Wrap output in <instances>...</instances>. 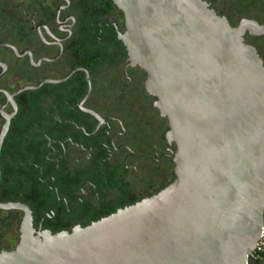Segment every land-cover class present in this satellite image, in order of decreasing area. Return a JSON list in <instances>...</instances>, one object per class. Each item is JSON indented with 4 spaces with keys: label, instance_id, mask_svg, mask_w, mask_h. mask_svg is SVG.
Wrapping results in <instances>:
<instances>
[{
    "label": "water",
    "instance_id": "obj_1",
    "mask_svg": "<svg viewBox=\"0 0 264 264\" xmlns=\"http://www.w3.org/2000/svg\"><path fill=\"white\" fill-rule=\"evenodd\" d=\"M111 2L123 17L117 39L127 65L144 73L175 145L174 179L56 233L34 228L28 206L0 202V211L21 214L0 264H248L264 229V66L243 35L264 28L231 27L201 0ZM38 88L2 92L11 101Z\"/></svg>",
    "mask_w": 264,
    "mask_h": 264
},
{
    "label": "flooded vegetation",
    "instance_id": "obj_2",
    "mask_svg": "<svg viewBox=\"0 0 264 264\" xmlns=\"http://www.w3.org/2000/svg\"><path fill=\"white\" fill-rule=\"evenodd\" d=\"M109 1L0 0V202H15L20 172L36 229L83 227L174 179L166 120L127 65ZM201 1L231 27L264 28V0ZM243 40L264 66V35ZM48 80L58 83L40 85ZM23 87L40 88L11 101L2 92Z\"/></svg>",
    "mask_w": 264,
    "mask_h": 264
},
{
    "label": "trees",
    "instance_id": "obj_3",
    "mask_svg": "<svg viewBox=\"0 0 264 264\" xmlns=\"http://www.w3.org/2000/svg\"><path fill=\"white\" fill-rule=\"evenodd\" d=\"M108 2H110V1L108 0ZM112 6L115 8V6L113 4H112ZM17 143H18L17 145H19L21 143H24V140L19 139V140H17ZM19 169H22V171H24L23 170V167H21V166L18 165L17 171ZM21 186H23L22 187V190L19 191V189L21 188ZM24 187H25L24 186V176L20 172H18L17 173V187H16L17 188L16 189L17 192H16V195L12 196L11 201H19V202H21L23 204L26 203L25 202V190H24L25 188ZM32 188L35 190L37 188V186L33 185ZM1 212H4V211H0V213ZM5 213L8 216L9 224H12L13 217H15L14 216V213H18V212L8 211V212H5ZM16 224H17V221L15 220V222H14V230L15 231H16ZM0 225H1V220H0ZM17 229H18V224H17ZM17 233H18V231H17ZM2 250L3 249L0 248V251H2ZM248 262H250L251 264H264V247L262 248L261 251L253 252L249 256Z\"/></svg>",
    "mask_w": 264,
    "mask_h": 264
},
{
    "label": "rangeland",
    "instance_id": "obj_4",
    "mask_svg": "<svg viewBox=\"0 0 264 264\" xmlns=\"http://www.w3.org/2000/svg\"><path fill=\"white\" fill-rule=\"evenodd\" d=\"M13 221L12 224H9V219L8 216L6 215L5 212L0 213V220H1V225H0V248L5 250L12 248L15 245V240L18 238V233H17V224L20 220V213H14ZM15 220L17 221L16 224V231L14 230V222ZM248 264H251L248 262Z\"/></svg>",
    "mask_w": 264,
    "mask_h": 264
},
{
    "label": "built area",
    "instance_id": "obj_5",
    "mask_svg": "<svg viewBox=\"0 0 264 264\" xmlns=\"http://www.w3.org/2000/svg\"><path fill=\"white\" fill-rule=\"evenodd\" d=\"M263 247H264V229L262 231V234H261L259 241L257 243L256 250L254 252L261 251Z\"/></svg>",
    "mask_w": 264,
    "mask_h": 264
}]
</instances>
